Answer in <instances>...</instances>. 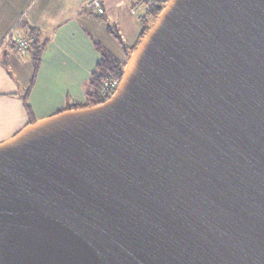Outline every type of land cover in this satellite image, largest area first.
Segmentation results:
<instances>
[{"label":"water","instance_id":"water-1","mask_svg":"<svg viewBox=\"0 0 264 264\" xmlns=\"http://www.w3.org/2000/svg\"><path fill=\"white\" fill-rule=\"evenodd\" d=\"M0 264H264V0H169L109 100L0 142Z\"/></svg>","mask_w":264,"mask_h":264},{"label":"crops","instance_id":"crops-1","mask_svg":"<svg viewBox=\"0 0 264 264\" xmlns=\"http://www.w3.org/2000/svg\"><path fill=\"white\" fill-rule=\"evenodd\" d=\"M89 1L0 0V142L33 116L43 119L87 101L88 83L101 58L96 43L127 63L121 40L132 53L142 40L143 19L151 9L146 0H101L102 13ZM31 28L43 44L36 75L33 51L15 48L17 38L33 41ZM9 31L11 37L3 41Z\"/></svg>","mask_w":264,"mask_h":264},{"label":"trees","instance_id":"trees-1","mask_svg":"<svg viewBox=\"0 0 264 264\" xmlns=\"http://www.w3.org/2000/svg\"><path fill=\"white\" fill-rule=\"evenodd\" d=\"M146 1L148 2L151 9L149 10L150 11L149 16H147L148 14L146 15L148 18L146 19L145 18L146 16H145L143 19V22H144L143 36L146 34L148 29L151 27V23H150L151 19L154 16H156L165 7L164 3L162 2L158 3L156 2V0H146ZM30 34L33 37L30 50L33 51V68H34V74L36 75L40 68L43 44L40 41V34L38 33L36 29L31 28ZM121 43L123 44V47L127 51V55L129 58L132 53V50L127 49L125 43L122 40H121ZM95 46L99 50L101 54V58L99 62L97 63L96 69L93 71L90 77L89 83H88L87 101L84 104L72 105V106H76V108L94 106V105H98V104L105 102V99L101 98V89L103 87L104 82L108 79L121 78L123 71H124V67L126 65V63H122L118 58H116L109 51L103 48L102 45H100L99 43H96ZM33 83H34V78L31 83V87L33 86ZM31 87H29L27 94H29ZM26 107L29 113H31V109L28 106V104H26ZM35 121H36L35 119H31L30 123H33Z\"/></svg>","mask_w":264,"mask_h":264},{"label":"built area","instance_id":"built-area-1","mask_svg":"<svg viewBox=\"0 0 264 264\" xmlns=\"http://www.w3.org/2000/svg\"><path fill=\"white\" fill-rule=\"evenodd\" d=\"M156 2H162L165 4L166 0H156ZM89 6L98 8V11L102 13L104 11V7L102 5L101 0H90ZM12 35V31H9L4 37L3 41L6 39H9ZM32 44L31 38H17L15 39V48L18 51L26 52L30 49ZM121 83V78L118 79H108L104 82L103 87L101 89V98L105 99V101L109 100L113 94L117 91L119 88V85Z\"/></svg>","mask_w":264,"mask_h":264},{"label":"rangeland","instance_id":"rangeland-1","mask_svg":"<svg viewBox=\"0 0 264 264\" xmlns=\"http://www.w3.org/2000/svg\"><path fill=\"white\" fill-rule=\"evenodd\" d=\"M168 1H169V0H166V2H165V6H166V4L168 3ZM160 12H161V11H160ZM160 12H159V13H160ZM159 13H158L156 16L153 15L154 17L151 19L152 25L155 23V20H156L157 16L159 15ZM152 25H151V26H152ZM148 30H149V29H148ZM60 112H61V111H60ZM54 114H56V113H54ZM33 119H36V118H34V116H33ZM36 120H37V119H36Z\"/></svg>","mask_w":264,"mask_h":264}]
</instances>
